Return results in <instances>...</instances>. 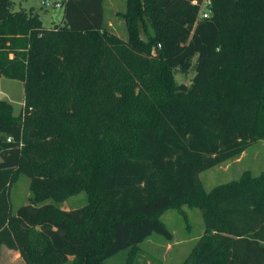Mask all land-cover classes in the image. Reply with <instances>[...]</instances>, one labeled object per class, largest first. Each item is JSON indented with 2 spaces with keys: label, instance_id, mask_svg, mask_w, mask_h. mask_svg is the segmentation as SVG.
<instances>
[{
  "label": "trees",
  "instance_id": "obj_1",
  "mask_svg": "<svg viewBox=\"0 0 264 264\" xmlns=\"http://www.w3.org/2000/svg\"><path fill=\"white\" fill-rule=\"evenodd\" d=\"M193 1L125 0L123 41L104 0H63L50 27L0 0V77L24 92L16 116L0 100V249L134 264L152 235L172 241L161 216L187 206L204 232L181 264H264V172L210 191L199 180L264 141V0H209L202 20ZM19 175L31 196L12 214ZM80 191L79 209L43 204Z\"/></svg>",
  "mask_w": 264,
  "mask_h": 264
},
{
  "label": "rangeland",
  "instance_id": "obj_2",
  "mask_svg": "<svg viewBox=\"0 0 264 264\" xmlns=\"http://www.w3.org/2000/svg\"><path fill=\"white\" fill-rule=\"evenodd\" d=\"M63 0H14L15 9H30L37 13L42 25L50 27L60 24L62 21V8L54 7L53 4ZM114 2V5L111 2ZM45 3L51 6H46ZM105 21L112 17L113 11L123 13L125 0H104ZM112 8V9H111ZM117 13L116 21H112L113 29H110L117 37L126 41V31L122 18ZM152 52H155L153 50ZM178 83L189 85L193 73L181 75L174 74ZM23 85L19 81L0 77V100L10 103L13 107V115H18L23 104ZM249 172L252 176H259L264 172V141L252 143L240 156L227 160L219 166L205 170L199 174V180L206 191L212 188L239 180L244 173ZM29 178L19 175L12 183L9 190L10 206L12 214L16 209L28 203L30 197ZM43 204H52L60 211L79 209L86 204V193L80 191L66 199L56 202L48 199ZM183 213L174 210L166 211L161 220L172 234V241L167 242L159 235H152L137 248L134 264H181L192 247L204 232L201 211L196 208L182 207ZM127 254L119 255L106 260L103 264H126ZM1 264H24L16 251L6 252L3 250L0 257Z\"/></svg>",
  "mask_w": 264,
  "mask_h": 264
},
{
  "label": "built area",
  "instance_id": "obj_3",
  "mask_svg": "<svg viewBox=\"0 0 264 264\" xmlns=\"http://www.w3.org/2000/svg\"><path fill=\"white\" fill-rule=\"evenodd\" d=\"M193 4L198 6V18L200 20L202 19H208L211 17L212 12L210 10V1L209 0H201L200 2L197 1H193ZM46 6H51L48 3H45ZM54 7H61L60 3H55L53 4ZM160 46H157V49H159ZM8 142L10 141V139L7 140Z\"/></svg>",
  "mask_w": 264,
  "mask_h": 264
},
{
  "label": "crops",
  "instance_id": "obj_4",
  "mask_svg": "<svg viewBox=\"0 0 264 264\" xmlns=\"http://www.w3.org/2000/svg\"><path fill=\"white\" fill-rule=\"evenodd\" d=\"M57 3H61V2H57ZM111 4L112 5H114V2L112 1L111 2ZM103 6H104V3H103ZM104 8V7H103ZM112 9V8H111ZM24 10V9H23ZM117 13H119L118 11H113V13H112V17L109 19V20H107V22H106V24H107V26H108V28L109 29H113V23H112V21H116V19H117ZM105 18V17H104ZM62 22V21H61ZM115 26V25H114ZM111 31V30H110ZM113 31V30H112ZM22 106H23V104H22ZM22 108V107H21ZM3 250H5L6 252H10V251H14V250H9L8 248H6L5 246H1V249H0V257H1V253L3 252ZM18 253V252H17ZM19 254V253H18ZM1 264V263H0Z\"/></svg>",
  "mask_w": 264,
  "mask_h": 264
}]
</instances>
